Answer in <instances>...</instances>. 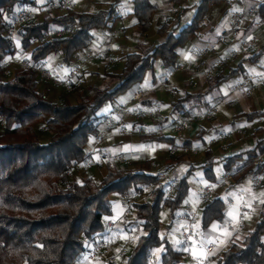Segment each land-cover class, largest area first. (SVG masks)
I'll return each instance as SVG.
<instances>
[{"label":"trees","instance_id":"trees-1","mask_svg":"<svg viewBox=\"0 0 264 264\" xmlns=\"http://www.w3.org/2000/svg\"><path fill=\"white\" fill-rule=\"evenodd\" d=\"M181 1L168 0L175 5ZM219 2L199 0L189 22L180 29L178 19L173 25L161 22L155 28L160 39L156 44L146 47L140 43L135 52L124 55L120 71L111 76L117 80L113 87L88 84L85 94L80 95L76 103L48 100L39 90L35 67L43 65L51 53L59 54L60 61L68 66L77 53L88 48L93 31L107 28L108 23L116 19L120 0H111L106 9L94 12L66 8L58 15L46 13L41 20L15 29L19 50L22 53L29 51L28 61L34 67L20 69L9 79L0 81V264H79L88 243L93 244L110 235L105 231V223L113 218L108 197L115 195L127 203L133 195L143 196L147 190V197L129 203L128 216L121 222L131 213L130 224L136 229L133 230V244L120 264H148L149 256L159 249L158 264H181L184 254L174 249L165 236L159 235L158 217L160 210L165 208L170 225L181 210L188 190L187 179L200 167L190 163L188 155L181 154L189 166L183 175L173 180L172 192L168 195L165 192L169 185L151 172L149 161H145L139 171L106 164L105 174L98 181L86 174L75 182L70 179V174L78 165L89 164L87 141L97 131L93 118L101 106L130 87L137 88L146 74L152 76L156 60L164 71L173 72L177 49L195 36L208 7ZM44 4L37 0H0V76L5 58L16 52L10 14L14 8L31 9ZM155 12L156 5L152 0H131L129 15L135 20L138 36L149 31ZM254 14L264 21V3L254 9ZM58 30L62 34L52 36ZM262 55L264 46L244 57L225 77H208L205 93H184L171 103V110L182 108L189 100L202 105L207 103L210 108L211 100L204 98L206 94L229 77H244L241 62L253 63ZM190 113L187 111V116ZM240 115L247 121L264 119V111ZM37 129L48 135L45 142L40 140ZM202 133L200 129L191 139L158 133L149 140L168 144L171 148L191 150L193 141L204 144ZM259 155H264V138L257 140L251 148L218 161L223 172L231 174L233 184L257 175L264 183V174L261 175L264 161L254 163ZM207 162L213 161L208 159ZM203 174L210 176L211 186L216 184L217 179L211 173L205 171ZM224 209L225 204L218 197L207 201L199 211L200 227L205 228L212 221L223 223ZM263 234L264 204L253 228L241 243H233L225 249L214 248L208 258H212L213 264H264ZM105 264L117 263L107 260Z\"/></svg>","mask_w":264,"mask_h":264},{"label":"crops","instance_id":"crops-1","mask_svg":"<svg viewBox=\"0 0 264 264\" xmlns=\"http://www.w3.org/2000/svg\"><path fill=\"white\" fill-rule=\"evenodd\" d=\"M37 1L41 4L49 0ZM57 1L56 10H60V13H62L66 8L79 12H94L98 9H106L111 0ZM152 2L156 5V12L152 18L155 32V28L163 21L173 25V21L178 19L179 23L184 8H190L191 18L195 5L199 0H182L177 5L169 3L168 0H152ZM262 3H264V0H220L217 5L209 6L195 36L182 48L177 49V63L173 72L167 73L161 68L160 64L155 62L152 76L146 74L144 81L132 91L129 99L120 95L111 101L115 105L114 108L110 106L112 114L103 117L95 133V137H102V142L100 144L95 143L96 145H87L86 154L92 157L96 156L101 162L102 157L98 152L104 150L108 157H112L118 163L126 161L130 164H136L134 171L141 170V166H144L145 161H150V164L153 163L152 168L170 166L171 168L163 179L169 187L172 186V182L176 177L183 175V172L187 170L189 164L181 158V154H186L189 156L190 163H196V166H200L198 168L202 174L196 178L199 181L196 180L194 190H187L180 211L183 213L187 209L191 211L197 208V187L199 185H210L208 180L210 176H205L203 172L211 173L218 180L223 172L221 162L218 160L237 151L251 148L254 144L250 145L249 136L255 137L261 134L264 137V119L257 118L247 121L240 115L241 113L264 111V85L260 83V78L264 75V55L253 63L243 60L241 63L244 77H229L231 83L226 85L223 90L220 89L222 85L220 83L215 88L218 89L219 95L211 99L210 108L207 103L202 105L196 102L194 109L188 116L189 122H186L182 116L177 117L179 122L185 121L188 124L187 135L183 137L191 139L202 129L204 144H200V141L197 140L192 142L191 150L171 148L172 151L165 159L159 153L163 152V146L167 148L171 146L159 144L149 139L161 132L164 135L176 137L171 133H173L172 130H177L174 124L164 126L162 121L160 123L158 116L152 112V107L157 106L154 93L161 87V82H164L163 87L167 95H176L177 87H180L184 93L203 94L207 89L208 77L216 75L225 77L228 71L236 68L238 62L244 57L254 54V52L249 54V51L255 50L256 46L261 49L264 46V21L254 14V9ZM118 9L119 7L115 14L116 19L122 20L124 18L129 20L130 23L127 28L121 27L120 32L115 33V39L117 40L115 46H111L110 43L105 41L106 33L110 32L114 25V19L108 23L107 28L93 31L88 48L77 53L69 64L72 65L70 71L74 72L75 75H80L81 81L85 82L84 86L90 78L99 77L98 73L103 78H110L112 75L117 74L109 70L115 64V59L111 56L112 52L122 51L124 55L135 52L140 43L146 47L150 46L151 44L147 43L148 40L151 39L152 34H154L153 37L156 36L155 33L151 32V28L144 36H138L135 20L129 15L131 0H126L124 10L120 11ZM127 9L129 11H126ZM131 18H133V21ZM148 35H150V38ZM124 55L119 58L121 63ZM99 60L106 61L107 66L98 69ZM215 63L219 65L215 66ZM43 66L45 67V63ZM107 68L108 70H106ZM200 68L203 69L202 72L199 71ZM249 75L256 77V81L253 83L257 86L253 89H249L248 84L245 83ZM169 81L173 86L168 84ZM240 83H244L245 88H237ZM146 93L151 94V96L144 97ZM44 94L46 96L45 92ZM137 94L139 97H136ZM217 99L220 102L214 104ZM163 107V104L159 105V109ZM138 112H150L154 117L142 121L136 117ZM223 128H225L224 131L221 130ZM208 133L212 134L206 138ZM122 144L130 149L126 156H123L121 152L118 154L115 152V149H120L119 146ZM193 151H197V154L194 155ZM205 151H207V154H205ZM119 155H121V158ZM173 159L174 162L171 165ZM208 159L213 162L208 163ZM106 163H108V160H105L104 164L101 165L105 166ZM263 174L264 171L261 175ZM168 189L165 192L166 195L171 194ZM220 190L234 194L230 197L225 196L222 199L220 195L216 194L217 191L215 193V197L220 198L225 204L223 223L210 222L207 227L201 228L198 235L195 234L197 242L188 245L180 243L178 247L174 248L184 254L183 257L186 261L181 262V264H200L203 261H205V264H211L212 258H208L209 256L205 254L204 246L206 244H212L217 250L225 249L233 243H241L243 237L253 228L258 218V212L264 204V183L261 181V176H248L241 183H231ZM123 212L124 202L116 197L112 203L113 221H122ZM178 213L173 220L180 223L177 221V216L181 213ZM229 213H232V216ZM240 214L243 217H240ZM213 225L217 226L215 231H213ZM109 237L110 235H107L105 240H108ZM262 238L264 239V234ZM213 240L216 243L208 242ZM113 248L116 252L119 250L117 246ZM114 254L113 252L112 255ZM99 255L103 256L102 253Z\"/></svg>","mask_w":264,"mask_h":264},{"label":"rangeland","instance_id":"rangeland-1","mask_svg":"<svg viewBox=\"0 0 264 264\" xmlns=\"http://www.w3.org/2000/svg\"><path fill=\"white\" fill-rule=\"evenodd\" d=\"M125 2H126V0H120V6H119L118 10L121 11L124 8ZM57 4H58L57 0H54V1L49 0V1L45 2V4L42 6L32 7L30 9L32 12V16L30 17V19L25 20L20 25L28 23V22H32V21L41 20L46 13H49L51 15L60 14L61 11L56 10ZM189 9H190L189 7L182 9L184 11V13H183L182 18L179 22L178 29H180L183 25H185L189 22L190 15L192 14V13L190 14ZM126 11H129V9H127ZM121 14H123V12H121ZM131 20L133 21V18H131ZM129 23H130V21L127 19H124V18L122 20L115 19L112 29L110 30V32L108 31L106 33L107 35L105 37V41L110 43L111 46H115V44L117 42V40L115 39V33H118V31L120 32L121 27L127 28L129 26ZM153 28H154V25L152 24L151 32L155 33ZM14 31L12 33V38H13V41L15 44L16 52L13 56L5 58V60L2 64L3 74H2V76H0V81H5L6 79H9L15 72L19 71L20 69H24L27 67H34L30 63V61H28L29 51H27L26 53L20 52L19 47H18V37L14 33ZM153 35L154 34H152L151 39L148 40V42H147L148 44L153 45V44H156L158 42V37L157 36L153 37ZM52 36H56L55 32ZM148 37L150 38V35H148ZM259 49H260V47L256 46L255 50L249 51V52L247 51V52L249 54L252 52L256 53L257 51H259ZM123 55H124V53L122 51L112 52L111 56L115 59V64H114V66L110 67L109 70L111 72L118 73L120 71L122 63L120 62L119 58ZM155 62L157 64H159L158 60H156ZM44 63H45L46 68L43 65H40L39 67H35L36 68L35 70L37 72V69H42V70H45L46 73H48L49 79L47 80V79L42 78L40 76L39 72H37L38 78H39V90L46 93V98L48 100H50L52 102H62L63 100H67L70 103H76L79 99V96L85 94V86H84L85 82L83 80L81 81L80 75H77V74L74 75L73 77L68 78L67 75L71 72L70 67H72V65H68V66L64 65L60 61V55L59 54H55V53L49 54L44 59ZM105 66H107V62L104 60H99L98 69H102ZM106 70H108V68ZM56 72H58V73H56ZM98 74L100 76L97 78H95V77L90 78L89 77L90 79L86 82V85L91 84V85H95V86H99V87L106 86V87L111 88L117 83V80L113 77L103 78L100 73H98ZM221 83H222V85L220 86V89L223 90V88L226 85L231 83V79L228 78L227 80H225L224 82H221ZM163 84H165V83L161 82V87L159 88V90L156 93H154L155 94L154 100L157 101V106L152 107V110H153L152 112H154L156 114V116H158L160 123L162 121V124L164 126H166V124H171V125L174 124L175 127L178 126V124H179V121L177 119L178 116H182L186 122H189L188 116H187L188 114L186 113V115L185 114L182 115V113L187 112V111L192 112L196 102H194L193 100L185 101L183 103L182 108L175 110V111L174 110L172 111L171 106H170L171 103L174 102L176 99L182 97L184 92L182 91V89L180 87H177L176 88V90H177L176 95H167L166 90L163 87ZM168 84L170 86H173L170 81L168 82ZM134 89H136V88H134L133 86L130 87L127 91H125L123 94H121V96L129 99L130 94H132V91ZM218 92H219L218 89H213L211 92L207 93L204 98L206 100H211L214 96L219 95ZM150 96H151V94H147V93L144 95V97H150ZM161 104H163L164 107L159 109V105H161ZM110 106L112 108L115 107V105L112 102H105L101 106V108L96 112V114L93 118V121H94L93 123L97 124V127H98L99 123H101L100 121L103 119V117H107L108 115L112 114L110 111ZM224 129L225 128H223L221 130L224 131ZM186 131L187 130H184V131H173L172 130L173 133H171V134L174 136H185V135H187ZM37 133H38V136L42 142H45L47 140L48 135L44 131L37 129ZM210 134H212V133L206 134V138ZM263 138L264 137L261 134L255 136V137L249 136L248 141H249L250 145H253L257 140H260ZM94 140H95V135L90 136L88 138L87 145H92V144L96 145ZM119 147H120V149H115V152L117 154L119 152H121L123 154V156H126L127 155L126 153H128V150L130 151L129 147H127L123 144L120 145ZM163 147H164L163 152L161 151L159 154L162 155V158L165 159L166 157L169 156L172 149H171V147H169V148H167L165 146H163ZM165 149H167V150L165 151ZM98 154L101 155L100 157H102L101 162H100V160H98L96 158V156L92 157L90 155L91 158L89 160V164H84V165L80 164L77 167H75V170L72 171L70 174V179L72 181L79 182L80 177L85 176L86 174H90V175H92V177L94 178L95 181H98V179L105 174V166L101 165V164H104L105 160H108V163H106V164L119 165V166H122L126 169H130L132 171L136 169V164H134V163L130 164L126 161L124 163L123 162L118 163L117 161H114L112 157H108V155L105 154L104 150L102 152H98ZM183 155H186V154H183ZM119 156L121 158V155H119ZM173 162H174V159L171 161V165ZM152 166H153V163L150 164L152 173H155L157 175L161 174L164 177L167 174V172L169 171V169L171 168L170 166H166L167 167L166 169L163 167L162 168L161 167L152 168ZM143 167L144 166H141V169ZM201 174H202V172L199 168L198 169L196 168L193 170V174L190 175L187 179L188 189H190L192 191L194 190V187L196 186V180L199 181V179H196V178L200 177ZM216 194L220 195V197L222 199L225 198V196L230 197V196L234 195L232 192L227 191V193H226L223 190L217 191ZM147 196H148V190L145 192V195L136 196V200L140 201L141 199H144ZM116 197L117 196H115V195H110L108 197V199L111 203H113L115 201ZM199 217H200V214L198 212V213H196V217L194 218V221H193L194 234H196V235H198V233L201 231V227L199 224ZM158 219H159V229H158L159 235L165 236L173 248L178 247L180 245V243H182V240H181L180 234H179L180 223H177L176 221L172 220V223L169 225V222H170L169 221V214L165 208L160 210ZM111 220H114V218H111ZM131 221H132V216L130 213L129 217L123 223H121L122 221L117 223L118 226L116 225V227L114 228V231L112 233H110V237L108 238L109 242H108V240L104 239L105 240L104 243L106 244V247L103 250L95 253L94 258L92 260L86 261L83 264H105V262L107 260H111L117 264H120L122 261L123 255H125L128 252V250L130 249V247L133 244V239H134L133 230L136 228H135V226L130 224ZM124 225H125V227H124ZM251 228H252V226H251ZM262 240L264 242L263 238H262ZM116 246H117V248H119V250L117 252L113 248ZM113 252L115 253L114 255H112ZM159 252H160V249L157 251H154L152 253V255L149 256L148 264H158L157 261H158ZM101 253L103 256L99 255ZM99 257H101V258H99ZM185 261H186L185 257H183L181 262H185ZM213 262L214 261L212 260L211 264H213Z\"/></svg>","mask_w":264,"mask_h":264},{"label":"built area","instance_id":"built-area-1","mask_svg":"<svg viewBox=\"0 0 264 264\" xmlns=\"http://www.w3.org/2000/svg\"><path fill=\"white\" fill-rule=\"evenodd\" d=\"M32 16V12L30 8L28 7H18L14 8L12 13L10 14V23L13 31L25 20L30 19ZM12 31V32H13ZM62 32L60 30L55 32L56 36H60ZM218 63H215V66H218ZM200 72L203 71L202 68L199 69ZM37 72H39L40 76L44 79H49L48 73L45 72V70L37 69ZM75 75L74 72H70L67 76L73 77ZM254 81H256V77L253 75H249L246 78L245 83L248 84L247 86L249 89H253L255 86ZM56 82V81H55ZM260 83L264 85V75L260 78ZM237 88H245L244 83L238 84ZM136 97H139L137 94ZM220 100L217 99L214 101V104L219 103ZM136 117L142 121L152 119L154 116L149 112H138L136 113ZM188 128V124L185 121H180L178 126H176L177 131H184ZM102 142V137L97 136L95 137V143L100 144ZM193 154L196 155L197 151H193ZM263 161V155H259L254 159V163H261ZM158 179L163 180L165 177L161 174L157 175ZM232 183L231 174L228 172H222L219 176L216 184L214 186L211 185H199L196 189V199H197V208L189 211V209L185 210L183 213H181L177 219L180 222V229L179 234L180 238L182 240V244L188 245L193 242H197L196 236L194 234V228H193V221L195 218L196 213L200 210L201 206H203L207 201L212 199L215 196L216 191L220 189L226 188L228 185ZM172 190V187H169L168 192ZM169 194V193H168ZM136 200V196H132L131 200H129L127 203H124V212L121 217L123 220L128 216V208L129 203ZM240 217H243L241 214ZM118 222L113 220H108L105 223V231L107 234H110L114 231V228L116 227ZM104 239L96 240L93 244L88 243L87 249L84 250L79 258V264H83L86 261H90L94 258L95 253L103 250L106 247V244L104 243ZM205 254L208 256L211 254L214 250V246L212 244H206L204 246ZM200 264H205V261L201 262Z\"/></svg>","mask_w":264,"mask_h":264},{"label":"snow or ice","instance_id":"snow-or-ice-1","mask_svg":"<svg viewBox=\"0 0 264 264\" xmlns=\"http://www.w3.org/2000/svg\"><path fill=\"white\" fill-rule=\"evenodd\" d=\"M229 215L230 216H232V213H229ZM216 228H217V226L216 225H213V231H215L216 230ZM208 242H210V243H216V241H208Z\"/></svg>","mask_w":264,"mask_h":264}]
</instances>
